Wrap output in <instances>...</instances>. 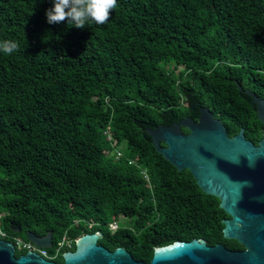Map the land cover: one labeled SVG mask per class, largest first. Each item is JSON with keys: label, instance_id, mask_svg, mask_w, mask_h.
<instances>
[{"label": "trees", "instance_id": "obj_1", "mask_svg": "<svg viewBox=\"0 0 264 264\" xmlns=\"http://www.w3.org/2000/svg\"><path fill=\"white\" fill-rule=\"evenodd\" d=\"M51 7L0 0V41L19 45L0 52L1 228L50 231L49 253L65 236L58 263L96 231L146 264L174 241L243 249L224 237L220 199L145 130L197 120L198 102L230 136L244 128L259 142L263 123L238 84L264 98V0H118L106 24L83 29L48 24ZM120 215L132 224L112 230Z\"/></svg>", "mask_w": 264, "mask_h": 264}, {"label": "water", "instance_id": "obj_2", "mask_svg": "<svg viewBox=\"0 0 264 264\" xmlns=\"http://www.w3.org/2000/svg\"><path fill=\"white\" fill-rule=\"evenodd\" d=\"M238 88L251 97L264 124V99L239 84ZM145 132L164 159L180 171L189 169L205 193L220 199V207L230 215L223 219L224 237L243 246L231 250L204 239L174 241L155 248L147 264H264V131L258 144L246 138L244 128L230 136L222 120L200 106L197 121L186 116ZM101 236L96 231L77 238L75 249L62 253V263L35 251L16 256L13 243L0 239V264H146L124 248L108 250L98 244ZM26 239L41 248L53 245L50 231L43 236L27 231Z\"/></svg>", "mask_w": 264, "mask_h": 264}, {"label": "clouds", "instance_id": "obj_3", "mask_svg": "<svg viewBox=\"0 0 264 264\" xmlns=\"http://www.w3.org/2000/svg\"><path fill=\"white\" fill-rule=\"evenodd\" d=\"M53 7L46 10L48 24H59L64 21L78 29L89 23L104 25L110 14L118 7V0H51ZM19 50L15 40L0 41V52L11 55Z\"/></svg>", "mask_w": 264, "mask_h": 264}, {"label": "built area", "instance_id": "obj_4", "mask_svg": "<svg viewBox=\"0 0 264 264\" xmlns=\"http://www.w3.org/2000/svg\"><path fill=\"white\" fill-rule=\"evenodd\" d=\"M106 132H107L108 137L111 138L110 133H109V127L107 128ZM122 155H123L122 151L119 150L118 156H122ZM143 173L145 174L146 178H148V175L146 174V172H143ZM1 224H2V221H1V217H0V239H5V240L11 241L15 247V251H19L22 253H24L26 251H35L47 259L54 260V258L57 257L58 254L60 253V249L62 248L63 245H66V246L71 245V240H69L65 236H63L61 241H59L57 243V246L55 247L54 252L49 253L47 248L37 247L31 241H29L27 239H23L20 236L9 235L7 232H5L1 228ZM89 226L92 227L93 223H90ZM110 228L112 230H116L118 228V222L114 221L113 223H111Z\"/></svg>", "mask_w": 264, "mask_h": 264}, {"label": "rangeland", "instance_id": "obj_5", "mask_svg": "<svg viewBox=\"0 0 264 264\" xmlns=\"http://www.w3.org/2000/svg\"><path fill=\"white\" fill-rule=\"evenodd\" d=\"M130 220H132V219H129L128 216H125V215L118 216V224L120 226H125V225L129 224ZM130 224H132V223H130Z\"/></svg>", "mask_w": 264, "mask_h": 264}, {"label": "flooded vegetation", "instance_id": "obj_6", "mask_svg": "<svg viewBox=\"0 0 264 264\" xmlns=\"http://www.w3.org/2000/svg\"><path fill=\"white\" fill-rule=\"evenodd\" d=\"M261 98V97H260ZM262 99H264V98H262ZM187 104V103H186ZM201 105H199L198 104V102H194V104H192L191 105V109L193 110V111H195L196 109H198V111H199V107H200ZM190 117V116H189ZM191 118V117H190ZM193 119V118H192ZM194 120V119H193ZM198 120V119H197ZM197 120H194V121H197ZM263 126H264V124H263ZM263 131H264V128H263ZM263 131H262V136H263ZM246 136V135H245ZM247 138V137H246ZM262 138V137H261ZM260 138V139H261ZM248 139V138H247ZM260 141V140H259ZM259 143V142H258ZM258 143H255V144H258Z\"/></svg>", "mask_w": 264, "mask_h": 264}]
</instances>
